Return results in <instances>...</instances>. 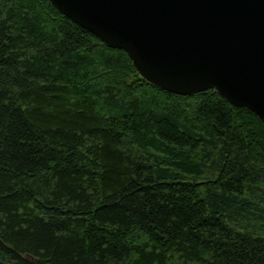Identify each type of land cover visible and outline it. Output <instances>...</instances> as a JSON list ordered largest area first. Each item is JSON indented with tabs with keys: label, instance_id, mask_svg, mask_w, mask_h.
Listing matches in <instances>:
<instances>
[{
	"label": "trees",
	"instance_id": "1",
	"mask_svg": "<svg viewBox=\"0 0 264 264\" xmlns=\"http://www.w3.org/2000/svg\"><path fill=\"white\" fill-rule=\"evenodd\" d=\"M0 264H264V121L0 0Z\"/></svg>",
	"mask_w": 264,
	"mask_h": 264
},
{
	"label": "water",
	"instance_id": "2",
	"mask_svg": "<svg viewBox=\"0 0 264 264\" xmlns=\"http://www.w3.org/2000/svg\"><path fill=\"white\" fill-rule=\"evenodd\" d=\"M154 86L213 89L264 121V0H50Z\"/></svg>",
	"mask_w": 264,
	"mask_h": 264
}]
</instances>
